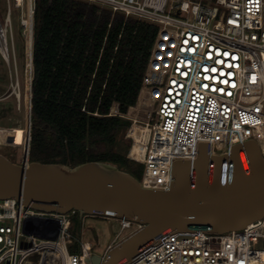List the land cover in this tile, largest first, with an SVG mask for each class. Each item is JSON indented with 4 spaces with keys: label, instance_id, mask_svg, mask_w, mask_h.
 I'll use <instances>...</instances> for the list:
<instances>
[{
    "label": "built area",
    "instance_id": "2783aa9c",
    "mask_svg": "<svg viewBox=\"0 0 264 264\" xmlns=\"http://www.w3.org/2000/svg\"><path fill=\"white\" fill-rule=\"evenodd\" d=\"M83 1L158 28L136 104L150 109L143 120L130 118L126 134L132 141L127 157L144 166V188L170 191L175 162H194L202 143L211 145V155H222L255 140L264 156V0ZM13 10L22 12L33 68L36 0H8L5 27L0 20L5 44ZM114 107L111 115H121ZM135 123L149 131L142 161L130 136ZM77 215L86 217L0 200V264H93V246L83 232L80 252H69ZM117 220L122 232L134 229L128 237L144 228ZM122 241L119 234L105 255ZM120 264H264V217L222 235L165 233Z\"/></svg>",
    "mask_w": 264,
    "mask_h": 264
},
{
    "label": "trees",
    "instance_id": "16d2710c",
    "mask_svg": "<svg viewBox=\"0 0 264 264\" xmlns=\"http://www.w3.org/2000/svg\"><path fill=\"white\" fill-rule=\"evenodd\" d=\"M157 32L83 0H36L30 162L97 161L142 179L119 149L132 125L122 115L138 102Z\"/></svg>",
    "mask_w": 264,
    "mask_h": 264
},
{
    "label": "water",
    "instance_id": "95a60500",
    "mask_svg": "<svg viewBox=\"0 0 264 264\" xmlns=\"http://www.w3.org/2000/svg\"><path fill=\"white\" fill-rule=\"evenodd\" d=\"M32 82L33 77L25 162L0 155V200L15 198L41 210H77L144 226L104 259L93 255V264L129 263L165 233L204 230L222 235L264 217V156L255 140L236 144L230 154L222 155H211V145L202 143L194 162H175L170 191L146 189L130 173L102 162L75 168L30 162Z\"/></svg>",
    "mask_w": 264,
    "mask_h": 264
},
{
    "label": "rangeland",
    "instance_id": "374dc122",
    "mask_svg": "<svg viewBox=\"0 0 264 264\" xmlns=\"http://www.w3.org/2000/svg\"><path fill=\"white\" fill-rule=\"evenodd\" d=\"M205 3L213 5V2L205 1ZM7 6L8 0H0V20L4 27ZM21 18L22 12L13 10L12 31L7 33L9 62L0 53V155L6 156L17 164H23L26 158L30 112L27 94L30 93V83L33 77L31 46L26 44ZM149 109L146 105L142 106L136 115L139 117L138 119L143 120ZM129 111L126 118L135 117L130 116ZM130 120L132 121V119ZM126 134L122 137L119 149L128 153L132 141L126 138ZM128 146L129 149H127ZM112 166L119 168L116 165ZM133 166L141 176L144 166ZM79 219L80 225H76L74 230L79 233L75 235L73 243L69 245L70 253L80 252L79 236L81 232H83V240L92 244L93 254L103 257L108 246L119 234L121 240H124L134 230L126 229L122 232L121 223L115 218L87 215L85 218Z\"/></svg>",
    "mask_w": 264,
    "mask_h": 264
},
{
    "label": "bare ground",
    "instance_id": "6f19581e",
    "mask_svg": "<svg viewBox=\"0 0 264 264\" xmlns=\"http://www.w3.org/2000/svg\"><path fill=\"white\" fill-rule=\"evenodd\" d=\"M30 46L32 47V44H30ZM0 53L2 54L3 58L7 62H9L8 44H5L1 29H0ZM29 97H30V94H29ZM141 107H142L141 104L136 105L135 107H132L129 111V115L130 116H136L137 113L140 111ZM130 136L132 138H135V145H134L133 152H134V154H137L140 161H142L143 153L145 152V148H146L145 145H146V142L148 141V137H149V131H148V129L142 127L139 123H135L133 125ZM262 142H263L262 144H263V148H264V138H263ZM246 169H247V167H246ZM250 224H252V223H250Z\"/></svg>",
    "mask_w": 264,
    "mask_h": 264
}]
</instances>
